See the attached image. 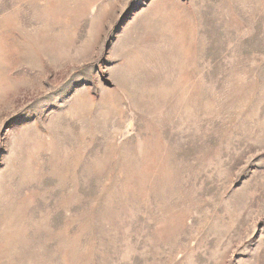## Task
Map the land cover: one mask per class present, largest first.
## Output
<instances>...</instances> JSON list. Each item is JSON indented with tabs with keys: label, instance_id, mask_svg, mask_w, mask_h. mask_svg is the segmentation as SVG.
Returning <instances> with one entry per match:
<instances>
[{
	"label": "rangeland",
	"instance_id": "1",
	"mask_svg": "<svg viewBox=\"0 0 264 264\" xmlns=\"http://www.w3.org/2000/svg\"><path fill=\"white\" fill-rule=\"evenodd\" d=\"M0 264H264V0H0Z\"/></svg>",
	"mask_w": 264,
	"mask_h": 264
}]
</instances>
